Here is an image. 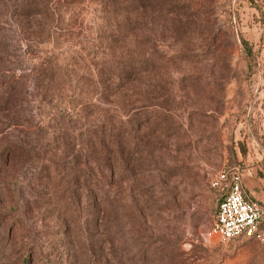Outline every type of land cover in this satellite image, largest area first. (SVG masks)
I'll return each instance as SVG.
<instances>
[{"label":"rangeland","instance_id":"obj_1","mask_svg":"<svg viewBox=\"0 0 264 264\" xmlns=\"http://www.w3.org/2000/svg\"><path fill=\"white\" fill-rule=\"evenodd\" d=\"M114 1L0 0V264H264L207 238L264 179V0Z\"/></svg>","mask_w":264,"mask_h":264},{"label":"built area","instance_id":"obj_2","mask_svg":"<svg viewBox=\"0 0 264 264\" xmlns=\"http://www.w3.org/2000/svg\"><path fill=\"white\" fill-rule=\"evenodd\" d=\"M243 173L234 168L222 171L211 181V187L223 192L224 198L207 238H218L223 243L235 239H251L264 243V207L246 198Z\"/></svg>","mask_w":264,"mask_h":264},{"label":"crops","instance_id":"obj_3","mask_svg":"<svg viewBox=\"0 0 264 264\" xmlns=\"http://www.w3.org/2000/svg\"><path fill=\"white\" fill-rule=\"evenodd\" d=\"M243 172V191L247 199L264 204V179L260 176V163L247 165ZM264 207V206H263Z\"/></svg>","mask_w":264,"mask_h":264},{"label":"trees","instance_id":"obj_4","mask_svg":"<svg viewBox=\"0 0 264 264\" xmlns=\"http://www.w3.org/2000/svg\"><path fill=\"white\" fill-rule=\"evenodd\" d=\"M113 2H115L114 0H112ZM116 3V2H115ZM118 4V3H117ZM131 8V7H130ZM114 9V8H113ZM115 10V9H114ZM242 44H243V46H244V48L247 50L246 51V53L248 54V56H250V57H253V53H252V50L251 49H249L248 48V45H247V43L245 42V41H243L242 40ZM248 48V49H247ZM127 64V63H126ZM120 65V64H119ZM116 66H118V65H116ZM116 68V67H115ZM114 67H113V69H111V71L109 72V75H111V76H116V77H118V78H120V79H123V78H125V77H129V75H131V73H132V70L131 69H126V67H124V68H118V69H115ZM144 110H146V109H144ZM144 110H142V111H144ZM132 132H134V130L132 131ZM126 133H127V136L129 137V134H128V132L126 131ZM125 142H123L122 141V149H121V153H120V155H122L123 154V150H125V149H128L129 148V146L128 145H126V144H124ZM128 144L130 145V143L128 142ZM127 161H128V163H130V164H132L131 162H132V158H130L129 157V159H127ZM123 163H125V166L127 167V162H126V160H123L122 162H121V164H123ZM117 172V171H116ZM117 174V173H116ZM218 191V190H217ZM221 192V191H220ZM223 193V192H222ZM223 198H224V195L222 194V200H221V202L219 203V206H220V204L222 203V201H223ZM219 206H218V208H219ZM217 212H218V209H217ZM217 215V214H216Z\"/></svg>","mask_w":264,"mask_h":264}]
</instances>
